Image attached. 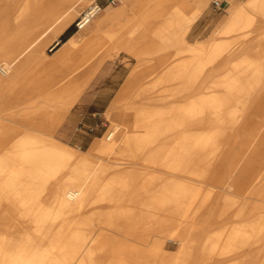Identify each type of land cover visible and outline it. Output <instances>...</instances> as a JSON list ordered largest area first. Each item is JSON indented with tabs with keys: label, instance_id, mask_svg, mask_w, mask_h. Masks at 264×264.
<instances>
[{
	"label": "bare ground",
	"instance_id": "obj_1",
	"mask_svg": "<svg viewBox=\"0 0 264 264\" xmlns=\"http://www.w3.org/2000/svg\"><path fill=\"white\" fill-rule=\"evenodd\" d=\"M95 1L0 0V264H162L165 241L160 233L165 226L161 223L177 218L184 221L191 209L194 217L190 223L180 227V231L168 233V239L178 237L179 251H188L189 264H202L206 253L224 250L229 256L240 246L254 249L253 264H264L263 178L249 166L241 170L240 177H245L242 187L249 192V198L258 195L259 201L238 208V216L254 220L244 221L248 224L235 232L228 229L207 233V226L216 222L213 218L221 221L226 214L220 192L209 189L199 201V188L186 189L182 182L173 187L175 195L184 197L178 204L164 208L160 200L150 199L146 208L129 205L122 207L119 214L112 207L116 193L129 183H135L140 191H156L159 175L145 168L159 161L169 169H188L191 177H207L212 155L207 154L209 140L202 130H198L190 146L195 148L193 162L164 161L176 154L168 148L175 139L148 151L143 162L134 159L140 145L157 143L165 125L173 130L207 124L205 113L210 106L230 107L225 120L214 119L210 124L224 122L238 127L243 112L254 106L249 105L250 101H260L254 107L256 118L248 120L245 126L247 132L258 130L257 135L243 139L242 148L248 154L246 157L264 168V125L260 123L264 121V0L231 2L219 28L226 38L215 44L207 60L220 67L207 89H200L204 85L203 70L183 68L177 50H202L203 45L190 46L186 33L210 0H121L122 5L106 14L108 23L101 29L103 35L118 33L128 10L135 13L137 4L150 9L144 13L147 23L144 29H135L141 31L138 37L133 31L126 32L118 43L137 63L110 106L114 127L106 140L97 137L91 150L84 151L58 139L54 129L50 133L18 130L33 107L25 108V115L19 116L13 113L16 103L4 108L2 100L20 84L33 87V76L27 74L29 62L39 60L46 67L57 63L99 32L98 22L105 7L68 40L60 39L75 17ZM151 1L154 2L150 8ZM157 18L163 19L158 26ZM55 21H59V26L52 44L58 45L52 54H45V33ZM255 27L263 29L258 35L260 43L256 48L244 49L252 38L249 31ZM235 54L238 57L223 66ZM89 66L90 63L85 65L72 80L67 75L54 77L51 82L56 87L52 92L45 91L48 81H42L35 88V97L51 102L69 97L65 102L69 106L85 89ZM184 93H194L193 99L165 105L167 100ZM26 95L21 93L16 98ZM44 112L49 117L56 113ZM167 112L176 117L164 124L159 115ZM114 135L115 140L107 142ZM182 138H187L186 129L178 142ZM238 155L226 156L236 165ZM222 174L219 172L217 177L223 178ZM252 177H258V185ZM163 196L164 193L158 194L159 198ZM95 204L97 211L87 216L85 213ZM248 211L254 214L247 215ZM94 220L111 226L97 228L92 225ZM145 236L153 238L152 242L147 244Z\"/></svg>",
	"mask_w": 264,
	"mask_h": 264
},
{
	"label": "rangeland",
	"instance_id": "obj_2",
	"mask_svg": "<svg viewBox=\"0 0 264 264\" xmlns=\"http://www.w3.org/2000/svg\"><path fill=\"white\" fill-rule=\"evenodd\" d=\"M98 1L101 2L102 0ZM153 2L151 1L150 8L153 7ZM213 2L214 0H210L207 8L194 21V23L186 33V39L190 46L203 45L202 50H177V52H179L178 58L183 68H194L196 71L203 70L201 82L204 85L200 89H207V84L210 78L219 72L220 67L218 68L212 62L208 63L207 60L208 57L212 54V50L215 44H218L226 38V35L220 32L219 28L221 23L226 19L228 15L229 7L225 10H218L214 7ZM120 5H122L121 0H119V3L115 6H105V11L102 14V19H100L98 22L99 32H97L90 40L79 44L72 52L67 55V57H65V59H62L57 63L49 64L47 67L43 66V64L39 60L29 62L27 74H31L33 76V87L27 86L25 84H20L19 86H17V89L13 88L12 90H10V92H8L5 98L2 100L4 108L9 107L12 103H16V107L13 109V113L19 114V116L25 115V108L33 107L30 117L25 122H22V124L17 126L18 130L27 131L29 129H36L42 131L43 133H50L49 131L54 129V135L58 139L64 142H68L69 144H72L74 146L80 147L84 151L91 150V143H93L92 141L95 140L96 137H103V139L106 140V137L115 125V119L111 114V108L108 107L109 110L107 109V113L105 112L103 114L102 121L104 122V124H102L99 128V133L86 140L88 143L81 142L82 137L79 134V131H77L76 128L72 127L69 124L68 116L66 117V112H68V110L66 108L65 102L70 100L69 97L51 102L49 99L46 100L35 97L34 91L42 81H48V86L45 87V91L52 92L56 87L55 84L51 82L54 77L59 76L60 78H62L64 75H67L68 79L72 80L80 74L85 65L90 63L87 75L85 76V79H87L88 82L81 96V99L78 102L84 103L87 95L89 96L95 92V89L98 87V83L101 77L107 73L108 69L111 66L121 61L122 63L126 64L129 72L130 70L132 71L137 63V60L127 52L120 49L118 43L123 38L126 32L133 31V33L136 34V37L139 36L141 31L139 32V30L135 29L145 28L144 26L147 22L144 19V13L150 9H148L145 4H137L134 10L135 13H131L130 9L128 10L127 15L121 22V30L118 33L111 36L103 35L101 29L104 30L106 28V24L108 23L106 14L114 7H118ZM206 11L210 12V15L207 16V23H203L200 19L203 17V14ZM77 17L78 15L70 24V29L75 30V32L77 31V29L74 22ZM105 20H107V23ZM162 20V18H157L156 26L160 25ZM58 26L59 21L53 22L51 26L48 25L44 37V42L46 44L45 54L53 53L50 48L53 45L52 43L55 39L54 36L57 33ZM262 30L263 29L258 30L255 27L249 31V33L252 34V38L245 45L244 49L250 50L256 48L259 45L260 38L258 37V35ZM10 36L8 38H10ZM60 39L62 41L65 40L62 35L60 36ZM92 55H94V57ZM237 57L238 55L235 54L230 59V61H226L225 63H223V66L227 65L228 62H232ZM106 59L108 60L105 62ZM200 91L201 90H199V92ZM21 93L27 94L26 97L17 99L16 96H20ZM193 97L194 93L179 94L175 97H172L171 100H167L165 102V105L169 106L174 102H188L189 100L193 99ZM259 102L260 101L258 100L250 101L249 105L254 106L252 108H249V110L243 112L241 122L238 127H231L224 122L213 125L209 123L214 119L222 121L225 120L227 118V113L230 110V107H228L227 105L226 107H208L205 113L207 124L203 126H189L187 128L178 127L170 130L168 128L166 129L167 125H165V127L160 130V134H158L159 139L157 140V143L146 146L140 145V148L135 149L136 151H138V156L134 159V161H145L146 159L144 155L148 153V151H153L157 147H160L162 145V142L166 140L175 139L174 143L168 148L175 150L176 154L166 157L164 161L177 162L180 160H185L186 162H193L195 159V148H192L190 146L198 135V130H202L206 131L207 139L209 140V143H207V154L212 155V157L210 156L211 158L209 159L207 177H191L188 169H169L164 167V165L159 161L157 164H153L152 167L145 168L147 172H156L159 175L157 179V182L159 184L157 186V190L154 192H146L142 190L140 191L135 183L127 184L123 190L116 193V202L112 204V207L116 208L115 212L119 214L122 207H127L129 205H139L143 208H146L148 205V200L150 199L160 200L164 204V208L168 207L169 204L174 205L178 204L179 202H183L184 197H178L177 195H175V191L173 188L176 184L182 182L184 188L186 189L194 190L196 188H199V201L205 196L206 192L209 189H212V191L215 192H220V195L223 199V208L226 214L224 218L221 219V221L220 219H218V217H216L215 219L213 218V220H215L216 222L211 226H207V233L218 230L227 231L228 229L235 232L236 229H242L243 224L246 225L250 221L254 220V217L245 219L238 216L237 211L238 208L242 207L244 203L246 204L250 202L252 204H258L259 201L258 195H256L253 199L249 198V192L246 191L245 187H242V181H244L245 177L240 176L241 170L245 168V166H249L252 170L259 172L263 178L261 182L264 185V168H262L260 163L254 161V159L248 158V156L246 157V155L248 154L244 153L245 149L242 148V144L244 142L243 139L252 138L257 135L258 130L247 132L245 131V126L248 120L256 118L257 110L254 107ZM45 110L54 111L56 113L52 117H49V115L44 112ZM161 115L159 116L163 120L164 124L171 122L176 117V114L171 112L165 113L164 116L162 115V117ZM260 120L262 119L260 118ZM260 123L264 125V121H260ZM185 129L187 130V138H182L178 142L179 137L182 135ZM116 137L117 135H114L112 139L108 140L107 142H113ZM166 152H168V149H166ZM228 153L239 154V159L236 165H232L231 160L228 158V156H226ZM104 159L114 161V159H112L111 157H104ZM95 160L97 161L98 158H95ZM219 172L223 173V178L221 179L220 177H217ZM253 179H255L254 183L258 185V177H252V180ZM160 192L164 193L165 196L159 198L158 194ZM95 206L96 204L94 205L93 209L87 210L85 214L87 216H93V212L97 211ZM192 210L193 209L190 210V213L187 216H184V221L177 218L171 223H161L165 226L160 233L164 237L165 241L164 249L161 252V257L163 259L162 264L191 263V256L188 254V251H179L180 244L178 242V237L174 236L172 240L168 239V237H170L168 233L176 229L180 231V227L188 225L194 217ZM250 212L248 211L247 215L254 214L253 212ZM244 221H248V223ZM92 225H95L97 228L100 226H111L109 223H106L103 220H94L92 222ZM145 238L147 244L152 242L153 240V238L149 236H145ZM129 239L134 241L135 238L129 237ZM149 247L150 246H148V248ZM253 257L254 249L252 247L240 246L233 254L229 256L225 255L224 250H221L216 254H203V258L206 260L202 264H253Z\"/></svg>",
	"mask_w": 264,
	"mask_h": 264
},
{
	"label": "crops",
	"instance_id": "obj_3",
	"mask_svg": "<svg viewBox=\"0 0 264 264\" xmlns=\"http://www.w3.org/2000/svg\"><path fill=\"white\" fill-rule=\"evenodd\" d=\"M221 1L223 2V6L221 9L218 10L227 9L231 5V2L234 0H221ZM235 1H243V0H235ZM101 3L104 6H107L108 0H102ZM209 13L210 12L206 11L203 14V17L200 19L203 23H207V16L210 15ZM105 21L107 23V20ZM70 27L71 26H69L62 34V36L66 40H68L73 35L72 33H74L73 29H70ZM107 60L108 59H106L105 62ZM129 73L130 72L126 64L119 61V63H116L115 65L111 66L108 69L107 73L101 77L98 83V87L95 89V92L89 96L87 95L84 103H78V102L80 101L81 96L85 89L82 91L81 95L78 97L76 101L71 103L69 106H66L68 110L66 117L68 116L69 124L72 127L76 128L77 131H79V134L82 137L81 142L88 143L86 140L90 139L93 135L99 133V128L101 127L102 124H104V122L102 121L103 114L105 112L107 113V111L109 110L108 107L110 108L121 86L126 81ZM78 148L81 149L80 147Z\"/></svg>",
	"mask_w": 264,
	"mask_h": 264
},
{
	"label": "built area",
	"instance_id": "obj_4",
	"mask_svg": "<svg viewBox=\"0 0 264 264\" xmlns=\"http://www.w3.org/2000/svg\"><path fill=\"white\" fill-rule=\"evenodd\" d=\"M119 0H108V5H117ZM214 7L216 9H221L223 6V2L221 0H214L213 2ZM105 6L99 2L98 0L93 2L74 22L75 27L77 30L81 29L85 25H87L91 20H93L98 14L103 10ZM58 44H53L51 46V51L57 46ZM112 134L109 135L111 137Z\"/></svg>",
	"mask_w": 264,
	"mask_h": 264
},
{
	"label": "trees",
	"instance_id": "obj_5",
	"mask_svg": "<svg viewBox=\"0 0 264 264\" xmlns=\"http://www.w3.org/2000/svg\"><path fill=\"white\" fill-rule=\"evenodd\" d=\"M73 32H75V30H73ZM66 40V39H65Z\"/></svg>",
	"mask_w": 264,
	"mask_h": 264
}]
</instances>
